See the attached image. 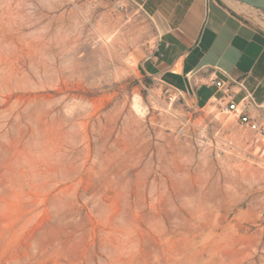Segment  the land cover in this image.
<instances>
[{"label":"rangeland","instance_id":"1","mask_svg":"<svg viewBox=\"0 0 264 264\" xmlns=\"http://www.w3.org/2000/svg\"><path fill=\"white\" fill-rule=\"evenodd\" d=\"M126 7L0 0V264H264L262 147L169 101Z\"/></svg>","mask_w":264,"mask_h":264},{"label":"crops","instance_id":"2","mask_svg":"<svg viewBox=\"0 0 264 264\" xmlns=\"http://www.w3.org/2000/svg\"><path fill=\"white\" fill-rule=\"evenodd\" d=\"M124 1L138 5L157 31L142 65L146 76L201 107L218 94L211 79L240 80L256 104L249 115L264 125V25L257 9L239 0Z\"/></svg>","mask_w":264,"mask_h":264},{"label":"built area","instance_id":"3","mask_svg":"<svg viewBox=\"0 0 264 264\" xmlns=\"http://www.w3.org/2000/svg\"><path fill=\"white\" fill-rule=\"evenodd\" d=\"M114 7L117 11L124 12L127 9L126 1L115 0ZM210 82L216 87L218 94L213 95L209 102H212L219 113L233 115L242 128L253 132L255 141L260 144L264 151V125L249 115L250 107H255L256 104L252 94L246 89L243 82L229 76H226L225 79H211ZM168 92L170 102L179 99L184 100L180 91L169 90Z\"/></svg>","mask_w":264,"mask_h":264},{"label":"water","instance_id":"4","mask_svg":"<svg viewBox=\"0 0 264 264\" xmlns=\"http://www.w3.org/2000/svg\"><path fill=\"white\" fill-rule=\"evenodd\" d=\"M239 1L257 10H260L264 13V0H239Z\"/></svg>","mask_w":264,"mask_h":264},{"label":"bare ground","instance_id":"5","mask_svg":"<svg viewBox=\"0 0 264 264\" xmlns=\"http://www.w3.org/2000/svg\"><path fill=\"white\" fill-rule=\"evenodd\" d=\"M212 103V102H211Z\"/></svg>","mask_w":264,"mask_h":264}]
</instances>
